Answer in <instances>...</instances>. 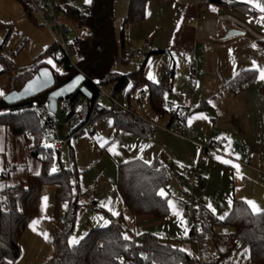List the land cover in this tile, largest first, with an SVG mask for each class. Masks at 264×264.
Segmentation results:
<instances>
[{"label": "trees", "instance_id": "1", "mask_svg": "<svg viewBox=\"0 0 264 264\" xmlns=\"http://www.w3.org/2000/svg\"><path fill=\"white\" fill-rule=\"evenodd\" d=\"M150 1L175 0H128L123 26L127 27L144 20L146 6ZM60 2L64 5L65 18L85 30L84 36L73 38L71 45L78 67L90 79L87 87L93 93L92 105L99 97V91L93 82H98L100 85L113 84L114 95L125 89L132 80L136 81V86H139L144 81V63L138 71L129 75L119 74L114 70L118 60L127 64L133 55L132 52L127 55L124 48V27L120 34L122 46L120 51L114 17L116 0H91L82 9L75 6L74 0H60ZM23 6L27 16L33 18L34 10L29 1L23 0ZM10 26L0 21V30H10ZM6 38L0 41V74L8 75L4 90L0 92L3 93L0 95V126H6L15 134L28 135L31 138L30 150L40 159L41 170L37 175H27L21 179L16 178L19 175L17 167H13L12 172L6 171L0 174V182H2L0 183V263L8 261L15 264L20 257V238L32 218L38 213L44 184L56 186L53 230L55 252L45 264H120L121 259L123 264L190 262L191 258L188 254L160 242L152 234H144L139 244L131 239L125 241L122 237L128 233V229L121 215L116 218L110 216L107 226L92 229L79 244L69 246L68 241L75 231L81 207L78 197L85 192L80 182V172L74 164L71 169H57L55 173L49 174L55 151L52 147L45 148L43 142L51 141L52 135L46 124L41 122L40 117L32 109L34 106L45 108L48 92L13 106H8L4 97L12 91L20 90L42 67H50L53 70L56 87L64 85L78 73L69 65L61 66L58 55L55 54V43L35 60L32 67L16 72L12 60L3 52ZM48 55L57 60L59 71L44 61ZM165 76L172 77V75ZM255 76V71L241 72L227 83V88L230 93L237 94L251 86ZM166 89L163 84L149 85L152 106L158 113L162 111L163 94ZM99 115L100 113L96 112L94 119ZM113 115L123 131L132 132L146 139L151 137L153 128L147 120L122 110H118V113L113 112ZM53 119L50 118L51 121ZM169 181L170 175L166 169L145 164L140 159L122 163L117 169V190L134 217L151 215L162 219L170 215L167 198L161 200L156 195V192L161 188L164 189ZM72 194L78 195L73 199ZM68 204L71 213L66 215L65 205ZM196 211L195 223H199V229L193 231L194 234L197 233L203 245L208 242L213 243L215 254L212 264H222L242 245L249 248L253 264H264V214L253 215L247 205L238 199L233 201L230 213L224 220L216 219L202 207L197 206ZM219 227L221 230L216 231ZM142 254L147 259H142Z\"/></svg>", "mask_w": 264, "mask_h": 264}, {"label": "crops", "instance_id": "2", "mask_svg": "<svg viewBox=\"0 0 264 264\" xmlns=\"http://www.w3.org/2000/svg\"><path fill=\"white\" fill-rule=\"evenodd\" d=\"M257 3L264 5V0H257ZM213 8L216 10L213 11ZM169 9L170 11L165 12L162 16L165 23L164 27L170 33L169 43L161 45L160 48H152L151 51H148L150 44L147 45L148 52L144 57L146 58V55H148L143 61L144 81L136 86V81L132 80L130 91L126 90V94L122 96L120 101L122 105L128 107L134 115L138 116L135 110L132 109L131 94L133 95L134 91H139L135 101L140 104L144 114L146 111L142 104L146 99L148 100V114L143 119L147 120L153 128L151 137L146 139L132 132L123 131L113 115V112L118 113V110H106L99 106V103L96 112L100 115L93 120L94 131L88 136L98 141V137L102 135L104 129L114 130L112 134L115 138L126 135V138H130L133 143L139 145L141 152L137 155L132 152L134 157L126 162L136 159L143 162L148 160L151 162L150 165H157L166 169L170 175L168 185L173 176L186 184L183 179L184 167L194 166L203 179V186H200V188L205 189L207 192L211 186L219 185V178L216 179V182L214 181L215 176L219 177L222 171L229 172L233 177V183L239 189V194L235 192L233 196H229L232 203L238 196V200L242 201V198L253 200L261 209H264L262 208L264 189L259 173L255 169L244 165L251 151H254L258 157L254 163H257V161L264 163V80L257 78L258 73L255 70H247L256 72L255 80L251 86L237 94L230 93L227 88V83L230 80L246 71V69H251L252 61H256L259 66L264 67V44L262 45L264 43V20L259 19L264 13H260L252 5L245 4L241 0H234L231 5L219 0H178ZM162 28L163 26H160V29ZM229 33L236 34L227 38ZM252 45H255V48ZM166 49L187 54L194 53L199 73L193 78L192 88L188 86L187 82L192 78V75H189L190 67L188 69L186 66L183 69L182 63L180 70L182 74L179 76V68L175 60L169 61V64L163 67L160 77L155 78L154 76L157 83L147 79L149 71L153 74L152 69H148L146 73L144 72L147 60L152 55L166 53ZM170 68H177L178 72L167 78L164 71ZM189 76L190 79L187 80ZM160 84L165 85L167 88L163 98L172 95L177 97L175 110L189 111L182 125H175L174 114L167 110L166 104L162 103L161 112L158 113L154 110L149 85L158 86ZM107 86L112 88L111 96L116 99L119 93L113 94L114 85ZM141 93L144 96L139 100L138 96ZM167 102L170 103V101ZM99 108L102 110L99 111ZM200 114H203L206 118H199ZM108 116L112 119L111 125H108L107 128H104V125L99 126L100 120ZM190 116L196 118L189 125L188 118ZM185 126L193 127L198 131V137L194 142L183 140L165 130V128H170L179 132ZM86 134H79L75 138L83 137ZM229 141H231L230 144ZM200 144L215 145L218 153L201 156ZM150 147H152L153 152L148 155L147 150ZM217 157H221V159L218 160ZM222 159H228L231 163L224 164L221 162ZM74 160L75 158L72 161L77 169V163ZM232 164H236L239 171L237 168L232 167ZM175 165L182 167V174L175 172ZM81 176L82 173L80 172V182ZM168 185L165 187L167 190ZM186 186L188 185L186 184ZM102 189L103 187L97 182L91 186V190L94 192ZM117 193L119 194L118 190ZM120 198L124 208L129 212L121 196ZM166 198L170 199L169 194ZM90 202L94 204V207L97 206L95 200L90 199ZM174 206L182 212L186 225H182L180 219L171 211L168 217L162 219L154 218L151 215L134 217L129 212L133 218L134 228H130L126 224L127 235L129 237L132 235L134 239H130L136 241L135 233L140 230L141 235L138 238V243H140L144 234H152L164 244L178 249H185L184 252L190 256L191 261L200 264H212L211 261L215 254L214 245L212 242L203 245L199 237L198 241L193 239L194 223L186 215L187 202L179 200L178 204H174ZM198 207H202L209 212L203 204H198ZM221 207L224 210L222 211L223 219L214 216L211 212L209 213L218 220H224L230 213L232 204L229 206L226 203ZM54 226L55 220L52 222L51 231L48 233L47 239L44 240L33 264H45L54 255ZM166 226L179 228L177 231L181 235L180 238L177 240L164 239L160 230L162 231V228ZM185 226L188 229L187 235L184 234ZM219 229L221 230V228ZM219 229L216 228V231ZM238 248L222 264H253L249 248L245 246L240 253H237Z\"/></svg>", "mask_w": 264, "mask_h": 264}, {"label": "rangeland", "instance_id": "3", "mask_svg": "<svg viewBox=\"0 0 264 264\" xmlns=\"http://www.w3.org/2000/svg\"><path fill=\"white\" fill-rule=\"evenodd\" d=\"M177 1L178 0L173 2L150 1L146 6L145 19L124 27L123 20L127 14L128 0H116L114 4V17L120 51L122 50L120 34L124 27V48L127 51V55H129L130 50L133 53L131 60L127 64L123 63L121 60L116 62L114 70L117 73L129 75L138 71L143 64L145 58L144 55L148 52V44L156 49L160 48L161 45L169 43L170 33L168 32V29L164 27L165 23L162 16L165 12H169V7ZM74 2L76 7L80 9L84 8V0H74ZM0 21L4 24L11 25L10 30H0V41L5 40L7 37L3 52L12 60L16 72H21L24 69L32 67L35 60L42 55L49 46L55 43L51 31L41 22L35 12L33 13V18L27 16L26 10L23 6V0H0ZM62 21L70 26V37L72 39L84 36L85 30L79 28L72 20L63 16ZM160 26H163V28L160 29ZM166 50L170 52L166 51L164 54L152 55L147 60L146 70L144 72L146 73L148 69H152L153 74H155L153 76H155V78H157V76L160 77L163 72V67L168 65L169 61L171 62L175 60L179 68L178 75L180 76L182 74L180 70L182 68L181 64L183 63V69L186 66L188 69L190 67L189 75L191 76L192 73L189 61L196 60L194 53L190 52L187 54L170 49ZM55 52L56 55H59V50L56 49ZM48 59L53 60V63L56 66L55 69L60 68L57 60L53 56H46L44 61L46 62ZM190 76L187 80L190 79ZM7 80L8 75L0 74V92H3ZM192 80L194 81V79ZM128 85L127 88L119 93L118 97L116 96L115 100L120 104L122 96L126 94V90L130 91L131 89V81ZM100 87L108 95L112 94V88L110 86L100 85ZM138 93L139 91H134L133 95L131 94L132 109L135 110L139 117L143 118L148 114L149 103L146 99L142 104L146 111L144 114L140 108V104L135 101ZM169 97L170 96L164 97L163 104L167 105V101H170L173 106H176L175 102L177 101V97L175 95ZM98 102L99 106L106 110L110 111V109H113L112 102L106 95H101ZM109 122L112 123L111 117H105V119L100 120L99 126L104 125V128H107L111 125ZM104 130L102 135L98 137V141L86 134L77 139L73 138L71 142L66 145L61 154H58L57 152L54 153L57 169H61V166L63 165L67 166L70 163L73 164L72 160L75 158L74 161L77 163V169L82 173L81 185L85 194L78 197V203L81 207L78 213L75 231L71 236V238L75 237L78 240V243L74 245L79 244L92 229L105 227L103 225V220H101L100 217L109 220L111 214L105 208L101 207V204H109L110 202V206L118 212V215L115 216V218L123 215L127 226L134 228L133 218L127 209L124 208L123 202L117 193L116 183L118 166L130 158H133L134 156L132 155V152L136 155L140 154L139 145L133 143V140L130 138H126V135L115 138L112 134L114 130ZM44 144L51 145V141L44 140L43 145ZM101 144L104 146L101 147ZM30 145L31 138L28 135L15 134L10 128L0 126V174L6 171L12 172L13 167H17L16 169L19 175H17V177L15 175L14 177L18 179L25 178L27 175L39 174L41 170V161L31 153ZM113 145L116 146L115 151L119 153L118 155L109 152V147ZM152 152V147H150L147 150V154L149 155ZM255 164L256 163H254V165ZM175 166V172L182 174V167L179 165ZM220 174L219 177L215 176L214 178L215 182L216 179L219 178V185L211 186L207 192L200 187H195L193 189L189 188L186 184H183L178 180L176 176L172 177L171 182L168 185V190L166 188L164 189L167 194H169L170 199L173 200L174 204H178L179 200L186 201L187 204L193 203L196 208L198 204H203L206 208H208L207 205L210 204L212 208L215 209V215L220 217L222 216V211H224L222 210L221 205L228 204L230 199L229 196H233L235 192L239 194V189L233 183L232 175L226 171H222ZM259 177L261 178L260 174ZM95 182L99 183L103 189L97 192L91 190V186ZM262 185L264 189L263 182ZM55 194V185L44 184L42 186L39 210L37 215L31 220V222L37 220L38 223L35 225V230L28 226L20 238L19 244L21 254L16 262L17 264H33V262H35L36 256L45 240L43 234L46 233L48 235L51 231L52 222L55 220ZM72 195L74 199L78 194ZM42 198H46V200L43 201V205ZM236 198L239 199L238 196ZM90 199L97 202L98 209H95L93 206L94 204L90 202ZM262 205V208H264V192L262 194ZM208 210L213 214L209 208ZM65 212L66 215L71 213L70 204L65 207ZM125 217H127V219H125ZM195 226L198 231L199 223L193 225V227ZM62 227L64 228V225ZM178 229L179 228L176 226H166L162 228V231L160 230V233L164 239L177 240L181 236L177 231ZM218 231H220V229ZM140 235L141 231L137 230V233H135V243L139 242L138 238ZM130 238L134 239L132 235ZM244 247V245L240 246L237 253H240ZM192 263L200 264L193 261L188 264ZM0 264H9V262L5 261ZM11 264H13V262H11Z\"/></svg>", "mask_w": 264, "mask_h": 264}, {"label": "built area", "instance_id": "4", "mask_svg": "<svg viewBox=\"0 0 264 264\" xmlns=\"http://www.w3.org/2000/svg\"><path fill=\"white\" fill-rule=\"evenodd\" d=\"M31 4L34 12L40 18L41 22L51 31L56 49L59 50V61L61 66L69 65L77 73H81L86 76V74L78 67L74 50L72 48L73 39L70 37L71 28L70 26L62 21L63 8L64 5L60 2V0H28ZM224 2L227 5H231L233 3L232 0H219ZM148 50H152L151 46H148ZM192 78L188 81V86L192 88L193 86V78L196 77L199 73V68L196 60L190 61ZM178 72L177 68H170L164 71V75H175ZM87 77V76H86ZM88 78V77H87ZM89 79V78H88ZM90 80V79H89ZM93 82V81H92ZM95 87L99 91V97L94 102V104H89V100L83 96L78 95L74 99L62 100L60 104L61 110L65 113V115H69L66 119V122L63 127V135L64 138H60L58 133L59 122L55 118L53 114H51L47 108V103L44 109L39 108L38 106H34L32 109L35 113L40 117L41 122L45 125L47 129L50 131V135H52L51 147L52 149L61 154L65 149L66 145L71 142L73 138L82 133L91 134L93 131V120L98 108V101L101 95H106L112 102L114 110H122L128 113H132V111L120 104L115 100V98L111 95H108L103 91L98 82H93ZM144 94H139L138 99L141 100ZM168 111L173 112L174 114V122L176 126H180L183 124L186 115L189 111L183 109H176L171 104L168 103L166 105ZM53 117V121L50 118ZM165 130L175 134L176 136L182 138L183 140L194 142L198 137V131L193 127L185 126L181 131H174L170 128H165ZM200 146V155L206 154H215L218 153L215 145H199ZM258 159L256 153L254 151L249 152L247 159L244 165L248 168H253L261 176V180L264 183V163L262 161H257L254 165V161ZM73 164H68L67 166H61V169H71ZM183 179L188 185L189 188L193 189L195 187L203 186V179L201 175L197 172L195 167H186L183 175ZM197 214L196 207L193 203L187 204L186 215L190 221L195 223V216ZM196 230V226L194 227ZM193 239L198 241V235L195 233L193 235Z\"/></svg>", "mask_w": 264, "mask_h": 264}, {"label": "snow or ice", "instance_id": "5", "mask_svg": "<svg viewBox=\"0 0 264 264\" xmlns=\"http://www.w3.org/2000/svg\"><path fill=\"white\" fill-rule=\"evenodd\" d=\"M91 2V0H84V3L85 4H89ZM241 2L245 3V4H249V5H252L253 8L257 9L260 13H264V5H261L260 3H257V0H241ZM213 11H215L216 9H212ZM260 20H264V15L260 16L259 18ZM253 48H255V45H252ZM231 52V50H229ZM47 64L51 65L53 68H56L55 64L53 63V60L52 59H48L46 61ZM247 70H255L257 73H258V76L257 78L260 79V80H264V67H261L257 64L256 61H252V65H251V69H246ZM56 71H59V69H56ZM82 79V77H77L76 80H74L72 82V84L69 85V88L71 87H74L80 80ZM147 79L152 81L153 83H157V81L154 79V76L153 74L151 73V71L148 72L147 74ZM51 80V74L49 73V71L47 69L43 70L40 72V74L33 80H31L28 85L26 86L25 88V92H28V91H35L37 88H42V87H45L48 85V83L50 82ZM63 91V90H61ZM60 93L57 92V93H53V95H59ZM0 95H3V93H0ZM196 117L195 116H190L188 118V123L189 125L192 123L193 119H195ZM199 118L201 119H204L206 117L203 116V114H200ZM111 123V122H109ZM231 143V141H229V144ZM45 148H50L51 145L49 144H44L43 145ZM104 145L101 144V147H103ZM115 148L116 146L113 145L111 147H109V152H112L113 154H119L115 151ZM217 159H221V157H217ZM222 163L224 164H229L231 163L228 159H222L221 161ZM145 164H150L151 162L148 161V160H145L144 161ZM232 167L234 168H237V170L239 171L238 169V166L236 164H232ZM57 171V165L55 163V155L53 154V162L51 164V168L49 169V174H52V173H55ZM38 174V173H37ZM156 195L161 199V200H164L167 196V192L165 191V189L161 188L159 189L157 192H156ZM46 200V198H42V205H43V201ZM242 201L245 205H247V208L251 211V213L253 215H257V214H264V209H261L255 201L253 200H249V199H246V198H242ZM166 203H167V206H168V209L169 211H171L177 218L180 219V222L182 225H186V220L183 219V216H182V212L178 209L175 208L174 206V202L173 200L171 199H167L166 200ZM228 204L229 206H231L232 204V201L231 199H229L228 201ZM66 207V205H65ZM101 207L105 208L110 214L111 216L115 217L118 215V212L116 210H114L111 206H110V202L109 204H101ZM207 207L213 212V214L215 215V209L212 208V206L209 204L207 205ZM42 210H43V207H42ZM225 215H227V213H225ZM220 219H223V216H220L218 217ZM101 220H103V225L104 226H107L109 224V220L107 219H104L103 217H100ZM125 219H127V217H125ZM38 223L37 220H33L31 222V224L29 225L30 228H33V230H35V225ZM187 232H188V229L187 227L185 226L184 227V234L187 235ZM45 236V239H47V234L44 233L43 234ZM125 241H129L130 240V237L125 234L123 235L122 237ZM69 243V246L71 247L72 245L78 243V240L73 237L71 239H69L68 241ZM181 252H184L185 249L181 248L180 249ZM141 258L142 259H147L146 256H144L143 254L141 255ZM9 264H11V262H9ZM120 264H123V260L121 259V262Z\"/></svg>", "mask_w": 264, "mask_h": 264}, {"label": "water", "instance_id": "6", "mask_svg": "<svg viewBox=\"0 0 264 264\" xmlns=\"http://www.w3.org/2000/svg\"><path fill=\"white\" fill-rule=\"evenodd\" d=\"M234 34L236 33H229L227 38H230ZM45 69H47L51 74V80L48 83V85L42 88H37L35 91L25 92V88L28 85V83L31 80L35 79L40 74V72ZM77 77H82V79L74 87L69 88V85L72 84V82L76 80ZM89 81L90 80L85 75L78 73L64 85L60 87H56V79L53 70L50 67H42L35 73V75L29 81L25 83V85L20 90L12 91L8 93L4 97V101L8 106H13L25 102L29 99H32L33 97H36L44 92H48L47 108L49 112L53 114L55 118L58 120L59 122L58 133L60 138L63 139L64 138L63 127L69 115H65V113L61 110L60 108L61 101L67 99H74L78 95H83L89 100V104L91 105V101L93 99V93L87 87V83ZM57 92H59L60 94L53 95V93H57ZM98 110L101 111L102 109L99 108Z\"/></svg>", "mask_w": 264, "mask_h": 264}]
</instances>
